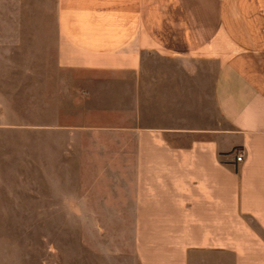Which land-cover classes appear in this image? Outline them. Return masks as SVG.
I'll use <instances>...</instances> for the list:
<instances>
[{
	"label": "crops",
	"instance_id": "obj_1",
	"mask_svg": "<svg viewBox=\"0 0 264 264\" xmlns=\"http://www.w3.org/2000/svg\"><path fill=\"white\" fill-rule=\"evenodd\" d=\"M23 42L0 140H33L35 201L135 226L134 264H264V0H56L0 24L3 66Z\"/></svg>",
	"mask_w": 264,
	"mask_h": 264
},
{
	"label": "rangeland",
	"instance_id": "obj_2",
	"mask_svg": "<svg viewBox=\"0 0 264 264\" xmlns=\"http://www.w3.org/2000/svg\"><path fill=\"white\" fill-rule=\"evenodd\" d=\"M11 1L8 21L0 17V24L54 23L56 0H36V10L41 9L39 22L37 13L33 18L34 0ZM3 56L10 63L3 66L0 58V81L6 84L0 94L5 103L23 101L12 95L23 94L22 86L28 82L6 73L32 68L26 64L34 56L32 44L23 42L20 50ZM24 141L20 145L22 140H0V264H134L135 226L80 223L89 219L66 218L64 211L43 208L45 202L34 200V190L45 184L34 167L33 140ZM213 260L237 264L230 256H213Z\"/></svg>",
	"mask_w": 264,
	"mask_h": 264
},
{
	"label": "built area",
	"instance_id": "obj_3",
	"mask_svg": "<svg viewBox=\"0 0 264 264\" xmlns=\"http://www.w3.org/2000/svg\"><path fill=\"white\" fill-rule=\"evenodd\" d=\"M243 160V155H239L238 157H237V161L238 162H241Z\"/></svg>",
	"mask_w": 264,
	"mask_h": 264
}]
</instances>
